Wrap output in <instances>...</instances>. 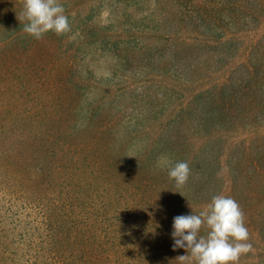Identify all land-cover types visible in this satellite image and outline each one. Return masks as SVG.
Segmentation results:
<instances>
[{
  "label": "rangeland",
  "instance_id": "374dc122",
  "mask_svg": "<svg viewBox=\"0 0 264 264\" xmlns=\"http://www.w3.org/2000/svg\"><path fill=\"white\" fill-rule=\"evenodd\" d=\"M246 1L245 8L241 5L227 10L219 9L221 0H60L71 30L61 36L49 31L37 40L23 31L24 24L17 19L22 0H5L0 7V24L10 28L0 31V111L34 110L37 114L40 110L54 116L56 123L76 131L70 138L64 137L62 144H76L73 156L81 160L82 171L71 174L70 181L63 177L61 173L68 172L73 163L62 158L67 155L65 152L56 158L64 170L58 168L54 174L50 171L43 178L53 194V203H64L58 216L61 227H65V220H73V236L94 240H108L117 232L113 228H117L127 237L125 240L129 239V247L122 248L123 254H142L165 246L167 253L177 257L187 254L184 248H172L173 218L183 215L175 183H168L164 167L151 166V158L142 156L144 162L136 166L130 156L140 153L144 141L193 92L224 79L229 66L235 65L240 54L263 35V0ZM203 6L211 17L220 20L221 14L229 12L236 16L235 21H213L214 34L202 26L195 35L184 28L182 18H193L197 9L203 11ZM221 29L231 30L222 35L227 44L222 45L217 39L213 49L200 51L174 40L179 36L194 41L207 34L214 38ZM5 38L13 40L7 44ZM260 48L264 50V46ZM90 110L97 113L93 128L81 129L88 126L85 121ZM110 123L114 125L101 129ZM205 135L207 132L199 134ZM166 138L150 155L160 160L155 165L171 155L165 148ZM113 141L130 149L123 153L120 144L113 149ZM85 167L89 170L85 171ZM71 187L77 194L83 188L77 197L79 204L73 206L66 197ZM132 198L146 200V206L140 214L142 218L129 223ZM27 205L30 213L37 212L33 202ZM152 211L158 218L157 227L147 224L153 222ZM26 221L31 224L29 217L23 222ZM106 249L120 252L113 251L112 245ZM259 263L264 264V254L259 258L249 252L239 260V264Z\"/></svg>",
  "mask_w": 264,
  "mask_h": 264
},
{
  "label": "trees",
  "instance_id": "16d2710c",
  "mask_svg": "<svg viewBox=\"0 0 264 264\" xmlns=\"http://www.w3.org/2000/svg\"><path fill=\"white\" fill-rule=\"evenodd\" d=\"M4 2L0 0V7ZM241 5L247 7V1L221 0L219 9L231 10ZM201 9L203 11H195L193 18H187L188 22L182 18L184 28L195 32V35L202 31V26L214 34L213 21L226 19L233 23L236 18L225 12L218 20L211 17L204 6ZM9 28L5 23L0 24L2 32ZM220 31L214 38H209L211 34H207L205 38L198 36L194 41L179 36L174 40L200 51L213 49L217 47L213 43L217 39L222 45L227 44L228 40H223L222 35L231 30ZM12 40L5 38L4 43ZM263 46L264 33L251 43L246 52L240 54L235 65L229 66V74L224 79L197 89L174 109L169 120L144 141L139 154L133 155L129 151L136 166L144 162L140 159L143 156L144 159L151 158V166L154 164L161 168L160 164L155 165L160 160L150 155L166 136L165 148L171 155L162 160L167 158L173 162H187L191 169L184 187L178 189L172 186L178 189L176 198L181 213L198 214L215 195L232 197L244 213L245 226L250 234L247 242L252 244L251 253L259 258L264 254V50L260 48ZM15 111H0V117L14 118L11 121L0 120V264H179L176 254L165 251L166 246L162 249L155 247L152 252L142 254L141 251L123 254L122 248L129 247V239L125 240L127 237L122 236L117 228H113L117 232L108 240H94L84 235L73 236V220H65V227H61L58 216L64 203H53V194L45 186L43 178L50 171L51 174L58 171L60 166L56 158L65 152L67 155L62 158L76 165L74 168L73 163L71 166L65 165L70 166L71 171L69 167L68 172H62L63 177L69 180L71 174L77 175L82 171L81 160L73 156L76 144L72 141L62 144L64 137L70 138L76 131L71 126L56 123L54 116L40 110L37 114L34 110L28 113ZM96 116V111L90 110L85 121L88 126L81 129H92ZM106 125L101 129L107 130L114 124ZM174 127L177 130L172 131ZM206 132L207 135L199 136ZM110 135L115 133L111 132ZM187 136H191L189 140ZM111 144L115 145L113 149L120 144V148L125 150L123 153L130 149V146L118 141ZM59 170H64L63 166ZM84 170L89 169L85 167ZM163 172L167 173V169L164 168ZM167 181L171 185L175 183L169 177ZM72 187L66 192L71 206L79 204L77 197L83 191V188H79L77 194ZM31 202L36 205L38 214L28 211L27 204ZM145 206L146 200L132 198L129 209L133 214L128 222L142 218L140 214ZM151 213L153 222L147 224L156 226L158 218L155 212ZM25 216L30 218L31 224L23 222ZM124 229L120 228L122 231ZM206 233L207 229L202 228L200 234ZM108 245L114 247L113 251L118 249L120 252L112 253V250L106 249ZM183 255H186L185 252Z\"/></svg>",
  "mask_w": 264,
  "mask_h": 264
},
{
  "label": "clouds",
  "instance_id": "9594fccd",
  "mask_svg": "<svg viewBox=\"0 0 264 264\" xmlns=\"http://www.w3.org/2000/svg\"><path fill=\"white\" fill-rule=\"evenodd\" d=\"M17 19L24 24L23 31L37 40L49 31L61 36L71 30L60 0H22ZM160 166L178 189L186 185L191 172L187 162L165 158ZM172 227L173 250L184 248L187 253L177 257L179 264H239L240 257L252 251L244 213L230 196L215 195L198 214L175 216ZM202 228L206 235L200 234Z\"/></svg>",
  "mask_w": 264,
  "mask_h": 264
}]
</instances>
